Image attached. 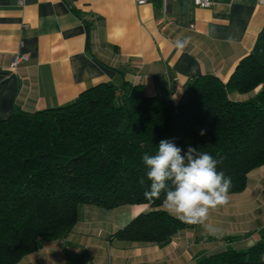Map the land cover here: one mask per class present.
<instances>
[{"label":"crops","instance_id":"crops-1","mask_svg":"<svg viewBox=\"0 0 264 264\" xmlns=\"http://www.w3.org/2000/svg\"><path fill=\"white\" fill-rule=\"evenodd\" d=\"M263 26L257 0H213L208 8L192 0H0V119L15 108L67 105L101 83L125 92L141 86L146 96L176 105L194 77L227 82ZM184 36L192 41L181 52L174 42ZM15 54L27 60L13 71ZM236 194L210 211L207 223L217 235L193 225L162 246L114 236L149 205L84 204L67 237L42 241L17 264H193L227 247L247 249L264 236V165Z\"/></svg>","mask_w":264,"mask_h":264},{"label":"trees","instance_id":"trees-1","mask_svg":"<svg viewBox=\"0 0 264 264\" xmlns=\"http://www.w3.org/2000/svg\"><path fill=\"white\" fill-rule=\"evenodd\" d=\"M233 93L252 95L235 100ZM162 139L182 154L191 146L220 160L217 170L232 180L229 194L246 188L248 174L264 165V26L227 82L194 77L176 105L146 96L141 86L125 92L101 83L67 105L15 108L0 119V264H17L42 241L67 237L84 204L149 205L114 233L123 241L162 246L191 227L163 208V195H144L150 182L142 155L154 154ZM262 255L264 236L193 264H262Z\"/></svg>","mask_w":264,"mask_h":264},{"label":"clouds","instance_id":"clouds-1","mask_svg":"<svg viewBox=\"0 0 264 264\" xmlns=\"http://www.w3.org/2000/svg\"><path fill=\"white\" fill-rule=\"evenodd\" d=\"M191 36L175 40V48L183 51L191 43ZM203 135V131L200 133ZM175 143L162 139L154 154L144 153L142 162L149 181L147 199L163 195V208L174 217L191 225H200L210 235L219 229L207 223L211 210L229 202L231 177L217 170L220 160L207 152L189 146L186 152ZM138 183L143 185L145 177ZM264 264V255L260 257Z\"/></svg>","mask_w":264,"mask_h":264},{"label":"built area","instance_id":"built-area-1","mask_svg":"<svg viewBox=\"0 0 264 264\" xmlns=\"http://www.w3.org/2000/svg\"><path fill=\"white\" fill-rule=\"evenodd\" d=\"M149 1H152V0H135L137 4H144ZM192 1L196 6L201 7V8H208L213 3V0H192ZM257 2L259 5H264V0H257ZM190 27L192 28L193 25L191 24ZM26 60H27L26 54H15L12 57V60L10 62V69L13 71L16 70L17 66Z\"/></svg>","mask_w":264,"mask_h":264},{"label":"rangeland","instance_id":"rangeland-1","mask_svg":"<svg viewBox=\"0 0 264 264\" xmlns=\"http://www.w3.org/2000/svg\"><path fill=\"white\" fill-rule=\"evenodd\" d=\"M238 95H236V93L234 94V98L235 99H239V100H245L248 98L249 94H242V95H239V97H236ZM238 197V194L236 193H232V194H229V198H237ZM193 225H191V227L189 228H186V229H192Z\"/></svg>","mask_w":264,"mask_h":264}]
</instances>
